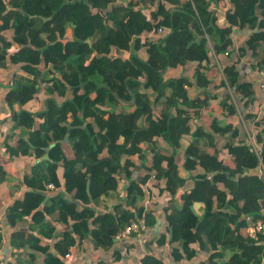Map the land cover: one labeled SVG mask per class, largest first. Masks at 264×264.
<instances>
[{
	"label": "trees",
	"instance_id": "16d2710c",
	"mask_svg": "<svg viewBox=\"0 0 264 264\" xmlns=\"http://www.w3.org/2000/svg\"><path fill=\"white\" fill-rule=\"evenodd\" d=\"M160 27V38H148ZM234 28L251 31L244 45ZM248 51L264 70V0H0L10 110L0 131L3 191L19 187L5 165H30L24 197L7 211L12 245L65 264L76 243L111 249L121 229L141 219L154 226L161 210L167 227L155 242L173 245L175 264L199 252L207 264H264V233H248L264 224L262 84L240 68ZM229 90L259 153L241 137ZM105 198L117 199L112 209ZM26 220L27 236L18 229ZM46 238L53 243L42 245ZM123 252L115 249L117 264ZM162 253L148 251L141 264H165Z\"/></svg>",
	"mask_w": 264,
	"mask_h": 264
},
{
	"label": "crops",
	"instance_id": "0c3cea01",
	"mask_svg": "<svg viewBox=\"0 0 264 264\" xmlns=\"http://www.w3.org/2000/svg\"><path fill=\"white\" fill-rule=\"evenodd\" d=\"M211 9H216V6L213 4L211 5ZM226 7L220 11H218V15H220V19H225V12L224 10ZM250 30L248 29H239L234 28L233 36L234 40L236 41L237 45H244V42L246 38L250 34ZM251 59H252V53L248 51L247 56L242 60L241 62V70L245 74L247 73L249 78H253L257 83L262 84L260 89L257 92L258 96V102L259 104V110L261 112V115H264V70H254L251 65ZM194 90V89H193ZM233 96L234 102L237 106V109L239 111L240 117L243 118L242 112L244 111L243 105L238 101L236 96L231 93ZM2 96L0 98V131L4 130L6 128L10 127L9 123H4V119L10 117V110L9 108L2 103ZM35 106H38L37 109H41L43 107L42 103L34 104ZM241 110H240V108ZM36 109V110H37ZM218 111V110H217ZM246 128V132H242L241 129V137H244L246 135V142H247V134L248 133H254L253 127L251 124H248L245 122L243 118V122L240 124V127ZM258 147L260 149V146L258 144ZM47 155V154H46ZM6 171L10 173V178L15 180L16 184L19 185L18 191L14 196H11L9 194V186H7L6 191H3L2 184L0 180V222H1V237L0 240L2 242V245L0 247V259L4 260L7 263L10 264H44L45 254L44 253H36V260H33L34 255L32 253H35L34 250L31 249H22L18 250L12 245V232L14 228L10 225L9 220L7 218V211L8 207L13 204L15 199H20L24 197L25 194V185L22 182V175L25 174L30 170V165H24L23 167H16L15 165H5ZM256 173L261 174L264 173V169L259 168L257 169ZM158 183V181H151L152 184ZM126 181H121L119 184V191L121 192V195H126ZM55 191V190H49ZM64 191V190H63ZM105 201L107 203V206L109 209H112L114 205L117 203V199H110L105 198ZM179 203H182V201L178 198ZM143 204L148 208L152 209L154 206L151 204L150 197L147 196ZM193 208L195 212L202 216L204 213L203 205L200 202H197L193 205ZM159 209V208H158ZM157 217L158 221L154 226H144L142 228V231L140 234H137L133 237L132 240L128 242H120L116 239V244L111 249H94L92 247V242L90 239H85L82 243H76L75 246H73L70 251L73 253L74 257L72 261L69 264H117L114 258V251L115 249H123V258L120 260V264H141V258L143 255L147 254L148 251L153 252L157 256H160V252L163 251L162 256L164 258L165 264H175L173 258L171 257V251L173 248V245L169 246H163L159 247L155 239L159 237L162 233L166 231L167 222L161 214V210H157ZM18 229L24 230L25 235L32 233L31 229L29 228V222L26 220L24 223H22ZM34 233V232H33ZM42 245L46 244H52L53 242L50 239H43ZM149 243V244H147ZM55 252V251H53ZM56 253V252H55ZM62 257V256H61ZM207 255L202 253H197V255L194 258L190 259H184L183 262L177 263V264H207Z\"/></svg>",
	"mask_w": 264,
	"mask_h": 264
},
{
	"label": "built area",
	"instance_id": "2783aa9c",
	"mask_svg": "<svg viewBox=\"0 0 264 264\" xmlns=\"http://www.w3.org/2000/svg\"><path fill=\"white\" fill-rule=\"evenodd\" d=\"M163 34H164V28L160 27L157 30L151 31L147 36L150 39H158ZM209 45L212 48L211 42H209ZM116 52L118 53V55H124L126 53L125 50H122V49H117ZM240 118H241V121L243 122V118L242 117H240ZM247 139H248L247 143L251 146V148L253 150H255L257 153H259L260 149L258 147V142L256 140L254 133H248ZM151 181H156V179H152ZM48 189L49 190H56L57 187L53 183H49ZM122 196H124V195H122ZM143 227H144V219H141L139 221H133L117 233L116 239L120 242L126 243V242L132 240L135 235L140 234ZM248 233H249L250 237L257 239L259 237L260 233H264V224L262 222L256 223L255 225L248 228ZM0 237H1V233H0ZM1 245H2V242L0 240V247H1ZM73 257H74V255L70 251V252L66 253L64 256H62L61 259L64 260L65 264H69L72 261ZM0 264H10V263H7L4 260L0 259Z\"/></svg>",
	"mask_w": 264,
	"mask_h": 264
},
{
	"label": "rangeland",
	"instance_id": "374dc122",
	"mask_svg": "<svg viewBox=\"0 0 264 264\" xmlns=\"http://www.w3.org/2000/svg\"><path fill=\"white\" fill-rule=\"evenodd\" d=\"M6 78H7V76L3 72H0V98H1L2 93H3L2 92L3 88H1V83L5 82L6 81ZM191 92H193V89L191 90ZM228 93L230 94V93H233V92H232V90H229ZM2 107H0V108H2ZM36 107L38 108V106H35V108L33 106L34 109H37ZM240 110H241V108H240ZM239 119H240V122L242 123L240 116H239ZM243 126H245V124L242 125V128H241L242 129V132H246V128H243Z\"/></svg>",
	"mask_w": 264,
	"mask_h": 264
},
{
	"label": "water",
	"instance_id": "95a60500",
	"mask_svg": "<svg viewBox=\"0 0 264 264\" xmlns=\"http://www.w3.org/2000/svg\"><path fill=\"white\" fill-rule=\"evenodd\" d=\"M48 157H49L48 155L45 156V158H48ZM210 175H212V174H210ZM261 178L264 180V173L261 174ZM88 180H89L88 181L89 183H88L87 189L90 192V177ZM172 234H173V231H172V229H170V238H172Z\"/></svg>",
	"mask_w": 264,
	"mask_h": 264
}]
</instances>
